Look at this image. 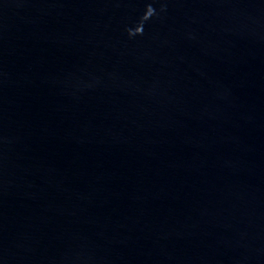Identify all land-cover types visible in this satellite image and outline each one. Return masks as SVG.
Segmentation results:
<instances>
[{"label": "water", "instance_id": "water-1", "mask_svg": "<svg viewBox=\"0 0 264 264\" xmlns=\"http://www.w3.org/2000/svg\"><path fill=\"white\" fill-rule=\"evenodd\" d=\"M0 264H264V0H0Z\"/></svg>", "mask_w": 264, "mask_h": 264}]
</instances>
